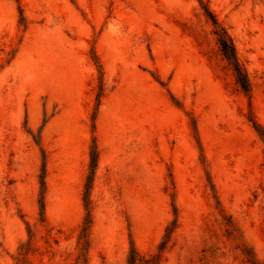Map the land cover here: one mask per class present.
Wrapping results in <instances>:
<instances>
[{
	"label": "rangeland",
	"instance_id": "1",
	"mask_svg": "<svg viewBox=\"0 0 264 264\" xmlns=\"http://www.w3.org/2000/svg\"><path fill=\"white\" fill-rule=\"evenodd\" d=\"M201 1L249 95L198 0H0V264H75L93 135L87 264L156 253L173 205L160 264H264V0Z\"/></svg>",
	"mask_w": 264,
	"mask_h": 264
},
{
	"label": "trees",
	"instance_id": "2",
	"mask_svg": "<svg viewBox=\"0 0 264 264\" xmlns=\"http://www.w3.org/2000/svg\"><path fill=\"white\" fill-rule=\"evenodd\" d=\"M199 5L206 17V19L209 21V23L212 26V33L215 37L216 44L218 46L219 52L223 59L226 61L228 66L233 72L235 83L240 88V90L245 94L249 95L250 93V84L246 75L245 70L242 68L241 64L239 63L236 51L234 47V43L227 33L226 29L217 21L214 14L208 9V7L201 1L198 0ZM20 14V23L23 27H25L24 23V17L22 16V11L19 10ZM93 61L95 63V66L97 68L98 74L100 75V84L98 86V92L96 95V107L95 111L92 116V121H94L98 107L100 105V101L103 95V83H102V66L100 62L98 61L97 57L95 55L92 56ZM252 124V128L258 135V137L261 139V141L264 143V127L260 125L258 122H256L253 118L249 120ZM44 126V124L42 125ZM39 129V132L42 129ZM94 128V126H92ZM193 130L195 133L196 141L198 142L197 134H196V128L195 124L193 123ZM31 133V132H29ZM39 145V144H37ZM41 149V148H40ZM42 153V164H41V170L39 175V210H40V221L44 222V194L46 191V185H45V176H46V164H45V154L43 150L41 149ZM98 149L96 144V138L93 135L92 141H91V147L89 150V166H88V173L86 176V181L84 184V190H83V207H84V217L81 223L80 232L78 235V245H79V252L77 255V259L75 264H87V253L89 250L90 245V230L92 226V215H91V201H90V191L92 188V183L95 175V171L97 168L98 163ZM173 219L169 223V225L165 228L164 235L157 246L156 253L145 256L140 254L137 249L135 248L133 241L130 240V246L129 251L126 258V264H160L162 259V252L166 249V246L170 240L171 234L173 233L174 229L177 227V209L173 205ZM29 233V230H28ZM31 251L30 242H26L25 244H22L19 247V260L18 264H28L26 260L27 254Z\"/></svg>",
	"mask_w": 264,
	"mask_h": 264
}]
</instances>
